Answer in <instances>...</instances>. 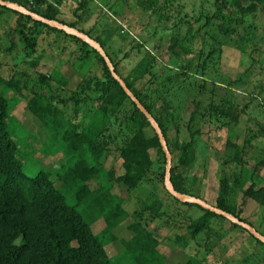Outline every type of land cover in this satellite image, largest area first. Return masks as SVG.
<instances>
[{
  "label": "trees",
  "instance_id": "1",
  "mask_svg": "<svg viewBox=\"0 0 264 264\" xmlns=\"http://www.w3.org/2000/svg\"><path fill=\"white\" fill-rule=\"evenodd\" d=\"M9 1L50 20L78 28L102 45L118 75L159 123L172 154L171 177L177 191L204 198L194 192L193 183L189 182L186 173L196 160L200 125L215 120L221 123L220 128L227 127L230 133L226 142L228 159L219 165V193L213 205L255 227L242 216V208L231 200V194L240 186L245 203L251 200L264 208V180L259 181V171L264 169V155L256 161L251 176H245L247 147L233 138L245 110L228 97L218 98L215 88L210 91L206 106L201 99L203 91L194 95L188 107L176 104L174 92L188 88V84L195 89H204L208 62L223 51L227 39L239 36L246 41L254 40L256 28L246 24L245 16H255L260 10L264 12V0H248L247 6L242 5L240 0H233L238 10L232 7L229 0H214L211 10L202 4L198 16L187 14L184 6L177 2L179 0H138L142 12L151 19L157 18V27L162 25L163 32L169 35L166 61L161 56V50L154 52L147 48L148 38L122 35L125 29L116 22V17L122 16L123 9L129 4L127 0H102L105 11L100 13L107 18V23L100 26L96 23L90 29H85L82 24L89 21L94 13L91 3L72 4L75 7L74 19L67 20L61 15L60 8L50 4L30 5L25 0ZM0 8L14 12L18 17L15 30L22 35L24 50L29 58L36 55L41 36L45 34H57L65 41L78 44L77 51H73L71 58L63 62V73H52V69L36 57L27 63L28 70L19 68L9 78L0 77V85L24 99L25 111L32 115L50 139L64 141L70 152L79 157L64 172L41 170L28 177L21 161L20 147L9 130V99L0 96V264H111L105 245L94 232L92 223L77 207L95 208L98 211L97 220L103 219L107 229H114L118 226L117 217L126 213L122 207L125 198L147 182L153 175L154 166L161 162L163 166H159L162 170L158 183L162 186L163 198L168 197L203 211L201 216L188 224V237L195 239L209 227L213 218L227 220L195 203L180 201L167 191L166 156L159 137L145 114L112 76L97 50L62 29L8 7ZM150 23L149 26L152 25ZM129 27L133 29L131 25ZM212 29L221 36L220 39L207 34ZM156 33L151 35L156 36ZM206 34L213 39L209 51H205L209 43ZM117 38L131 45L122 57L109 50L111 42ZM198 43L201 45L198 46ZM134 50L142 53V57L128 73H124L122 63L131 57ZM88 60L92 62V68L82 74L78 65ZM95 65L99 67L97 70L93 69ZM239 81L236 80L237 83ZM88 103L90 118L82 124L87 118L83 116L82 106ZM186 111L188 119L184 117ZM182 125L188 132V139L181 138ZM261 134L264 135L263 132ZM257 137H260L258 133L251 134L246 144L252 145ZM113 151L121 160L119 173L104 165V160ZM231 163L236 164L235 168L239 171L230 172ZM92 182L95 184L93 187L90 185ZM60 186L74 191L75 204L69 203ZM118 186L122 187L120 191ZM155 208L156 205L148 207L151 212ZM150 217L154 219L153 215ZM139 224L134 222L128 226L138 238L142 232ZM231 224L235 229L248 233L264 248V244L248 230L234 222ZM180 238L176 236L175 239L178 241ZM187 264L203 263L191 258Z\"/></svg>",
  "mask_w": 264,
  "mask_h": 264
},
{
  "label": "rangeland",
  "instance_id": "2",
  "mask_svg": "<svg viewBox=\"0 0 264 264\" xmlns=\"http://www.w3.org/2000/svg\"><path fill=\"white\" fill-rule=\"evenodd\" d=\"M229 1L234 3L233 0ZM127 2L129 4L123 9L122 16L116 17V22L123 25L125 29L122 35L148 38L147 48L154 52L161 50V56L166 61L170 43L168 33L163 32L162 25L157 27V18L151 19L142 12L138 0H127ZM177 2L184 6L187 14L198 16L202 11V4L211 10L214 0H179ZM240 3L247 6L249 1L240 0ZM91 4L94 13L89 21L82 24L85 29H90L96 23L99 26L107 23V18L102 14L105 11L102 9V0L101 5ZM232 7L239 9L236 4ZM58 8L62 11L63 18L74 19L75 7L72 4L60 5ZM105 9L109 10L106 6ZM17 19L14 12L0 8V77L9 78L19 68L28 70L27 63L36 57L40 58V62L48 69H52V73L58 75L63 73L61 69L63 62L71 58L73 51H77L78 44L65 41L64 37H57V34H45L41 36L36 55L29 58L24 50L22 35L15 30ZM245 21L247 25H253L256 28L254 40L246 41L239 36L227 39L228 41L222 47L223 51L215 54L214 58L208 62L204 76L206 87L195 89L188 84V81V88L175 90L174 101L178 105L188 107L194 95L203 91L201 99L206 106L209 103L210 91L215 88L218 98L228 97L244 109L233 138L238 144L247 147L245 176H251L256 161L264 155V137H262L264 135L261 134V132L264 133V12L260 10L255 16L246 15ZM153 32H157L156 36L151 35ZM207 34L221 38L215 29ZM209 35L206 36V41L209 43L205 51H209L213 45V39H210ZM200 45L198 43V46ZM63 46L67 48L64 49ZM130 48L131 45L117 38L111 42L109 50L112 54L118 53L122 57ZM141 57L142 53L134 50L131 57L123 61V72L128 73ZM78 66L82 74L87 73L92 68V62L88 60ZM98 68L97 65L93 67L95 70ZM194 80L193 78L192 82ZM236 80H240L239 83ZM231 82L232 87L229 86ZM0 96L9 99L11 107L9 130L20 147L21 161L28 177H33L41 170L53 173L64 172L79 159L70 152L64 141H58L57 138L50 139L47 133L40 129L32 115L25 111L24 99L17 97L12 90L2 85H0ZM82 113L87 118L81 123L86 124L90 118V103L82 106ZM188 115L186 111L185 119H188ZM220 125L221 123L215 120L212 123L200 125L202 129L201 135L197 138L196 160L186 170L189 182L193 183L194 192L204 196L203 200L212 205L219 193V165L228 159L226 142L230 133L227 127L220 128ZM256 133L260 137L254 139L252 145L246 144L247 138ZM188 137V132L182 125L181 138L188 139ZM104 165L107 169L121 172V160L118 153L113 151L109 154L104 160ZM235 165L234 163L229 165L230 172L239 171ZM159 166H163L162 162L154 166L153 175L147 182L131 191L125 198L122 207L126 213L117 217L118 226L114 229L111 230L110 227L107 229L103 219L97 220L98 211L95 208L77 207L84 214L85 219L92 223L94 232L105 245L111 264H187L191 258L200 260L203 264H264V248L248 233L235 229L228 218L227 220L213 218L209 227H206L207 229L198 234L195 239L188 237V224L192 219L201 216L203 211L168 197L163 198L162 186L158 183V175L162 170ZM259 175V181H263L264 169L259 171ZM104 183L108 184L106 181ZM90 185L95 186L94 182ZM60 187V190L67 194L69 203L75 204L74 191L65 186ZM121 188L118 186L119 191ZM231 200L242 208V216L264 233V208L251 200L245 203L240 186H237L231 194ZM152 205L157 207L153 212L148 209ZM150 215H153L154 219H151ZM134 222H140L139 230L142 231L140 238L128 228ZM176 236H180V240L176 241Z\"/></svg>",
  "mask_w": 264,
  "mask_h": 264
},
{
  "label": "water",
  "instance_id": "3",
  "mask_svg": "<svg viewBox=\"0 0 264 264\" xmlns=\"http://www.w3.org/2000/svg\"><path fill=\"white\" fill-rule=\"evenodd\" d=\"M0 6L8 7L13 11L27 15V16L33 18L34 20L43 22L49 26H52V27H55L58 29H62L67 34L73 35V36L77 37L78 39H81L83 42L87 43L89 46H91L92 48L97 50L98 53L104 58L107 66L109 67V69L111 71L112 76L120 83V85L122 86L124 91L132 98V100L135 102V104L138 106V108L145 114V116L148 118L152 127L155 129V131L159 137V141L161 143V146H162L163 151H164L165 156H166L165 187H166L167 191L172 196H174L175 198H177L180 201L195 203V204L201 206L202 208H204L206 210H209L213 213H216L218 215H221V216L228 218L232 222H234V223L242 226L246 230H248L255 238H257L258 240H260L264 244V234L259 232L255 227H253L248 222L240 220L235 215H233V214H231V213H229V212H227V211H225V210H223L217 206H214V205L206 202L205 200H203L199 197L184 194V193H181V192L176 190V188L172 182V177H171V171H172V165H173L172 154L168 148L167 142L165 140L164 134L162 132V129H161L159 123L156 121V119L153 117V115L147 110V108L141 103V101L135 96V94L132 92V90H130V88L127 86L125 80L120 75H118L115 67L112 64L110 57L108 56L105 49L102 47V45L97 40L90 37L88 34L82 32L78 28L71 27L69 25H65V24H63L59 21H56V20H50L48 18H45L38 13L30 11L29 9H27L26 7L22 6L19 3L12 2L9 0H0Z\"/></svg>",
  "mask_w": 264,
  "mask_h": 264
},
{
  "label": "built area",
  "instance_id": "4",
  "mask_svg": "<svg viewBox=\"0 0 264 264\" xmlns=\"http://www.w3.org/2000/svg\"><path fill=\"white\" fill-rule=\"evenodd\" d=\"M27 3H29L30 5H35L37 3H41V4H50L53 5L55 7H59L60 5H64V4H76L79 5L81 3H94L97 5H101V0H25Z\"/></svg>",
  "mask_w": 264,
  "mask_h": 264
}]
</instances>
